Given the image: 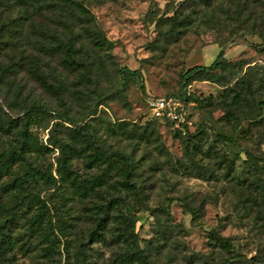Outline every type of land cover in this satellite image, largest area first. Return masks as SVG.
Returning a JSON list of instances; mask_svg holds the SVG:
<instances>
[{"label": "rangeland", "instance_id": "obj_1", "mask_svg": "<svg viewBox=\"0 0 264 264\" xmlns=\"http://www.w3.org/2000/svg\"><path fill=\"white\" fill-rule=\"evenodd\" d=\"M76 1L92 12L111 43L107 50L96 48L94 54L92 43L83 36L89 61H93L87 80L81 77L83 66L78 59L69 66L60 54L51 56L38 48L40 39H46L43 31H66L58 23L55 8L42 6V12L22 4L7 8L18 30L4 33L0 50V62L9 65L0 80V145L15 142L16 131L27 127L38 143L50 147L32 148L29 157L59 181L40 183L56 225L54 247L47 252L49 243L44 237L40 238L42 248L28 242L20 249L18 244L8 252L6 262L73 264L76 245L85 240L88 264H128L127 248L136 244L154 264H264V207L259 211L241 200L252 179L243 150L264 152V120L256 123L241 114V108L250 110L252 105L237 104L227 94L222 97L223 87L214 81H193L187 86L191 98L182 105L193 121L190 128L202 126L194 156L213 174H198L184 154V144L167 126H157L162 146L140 139L133 131H142L151 118L145 102L148 95L181 93L183 72L193 65H209L222 48L227 60H245L239 75L248 71L254 83L264 76V5L255 0H209L199 5L184 4L185 0ZM245 1L249 3L244 7ZM174 14L178 15L175 25L165 18ZM33 63L39 64V72L33 70ZM123 67L139 70L141 76L123 85L118 73ZM63 113L83 131L92 130L105 147L133 154L134 179L142 200L121 185L113 170H106L105 175V164L89 166L86 150L69 154L73 174L68 181L61 179L57 172L61 152L49 142L56 135L67 143L76 142L75 126L64 120ZM217 134L232 135L234 142L219 141ZM77 149L81 151V144L77 143ZM222 153L234 160L229 175L216 160ZM97 175L101 178L95 190L78 194L73 178L79 181ZM11 194L4 192V198L10 199ZM117 196L123 200L122 210L127 205L136 207L131 211L136 242L119 235L120 212L114 207L102 236H89L96 228L94 206ZM184 202L200 208L198 221H191ZM20 223L11 231L17 239L23 238ZM213 229L230 238L237 257L211 237Z\"/></svg>", "mask_w": 264, "mask_h": 264}, {"label": "trees", "instance_id": "obj_2", "mask_svg": "<svg viewBox=\"0 0 264 264\" xmlns=\"http://www.w3.org/2000/svg\"><path fill=\"white\" fill-rule=\"evenodd\" d=\"M264 5V0H255ZM184 4L199 5L200 3L209 4V0H185ZM248 1L244 2V7L248 6ZM13 4H22L25 7H36L38 12H42V6L55 8L58 12V23L66 30L64 34L57 31L45 32V40L40 39L38 48L41 52L49 55L60 54L61 60L64 64L72 66L76 59L83 71L81 77L89 79V74L92 69L93 61H89V52L85 48L83 36L87 37L92 43L93 53L97 54V50H107L111 44L103 29L98 25L92 12L82 3L76 0H0V50L2 49V42H4V33H16L14 25L15 18L8 12L10 6ZM45 4V5H44ZM1 10L2 13H1ZM4 15V16H3ZM192 16H189L190 18ZM166 20L171 21L173 25L178 22V15L174 14L170 17H165ZM79 27V31L77 28ZM79 42V45L78 43ZM224 49L222 48L216 58L209 65H193L186 69L182 74L183 91L179 94L170 93L165 96H174L178 98L181 103L187 104L191 98V92L187 90V86L193 81L209 80L214 81L223 87L221 96H232L235 103L251 104L250 110L242 109L241 114L256 123L264 120V76L258 78L255 83L248 78V71L242 75L239 72L243 70L246 65L244 59L227 60L224 57ZM9 65H3L0 62V80H2ZM33 70L39 72L40 66L38 63H33ZM119 76L123 80V85H126L128 80H135L141 76L139 70L130 69L128 67L118 68ZM82 80V79H81ZM183 106V105H182ZM41 108H43L41 106ZM38 107L39 110H41ZM184 108V106H183ZM31 110H36L30 108ZM45 109V108H44ZM64 120L75 126L73 130L76 142L81 144L82 149H77V143H67L55 136L54 141L49 144L59 148L61 156L58 158L57 172L62 180L68 181L73 174L69 165L71 157L69 154L82 153L86 150L85 155L88 157L89 166H101L105 164L104 174L107 175L106 170H113L121 179V185L126 189L131 190L135 195L136 200H142V191L138 186L136 179H134L137 164L132 153L123 151L121 149H109L104 144L96 140V135L92 130L83 131L81 126H78L75 120L66 115L61 114ZM190 118V114L187 115ZM25 124H28L26 122ZM124 124H127L126 122ZM77 125V126H76ZM241 123L236 126L239 129ZM152 126V128H151ZM157 126H167L174 137L179 139L184 144V154L190 161V164L195 170L203 176L205 173L213 174V170L207 165L200 163L194 156V150L198 149L196 141L202 132V126L196 125L194 129L186 128V133L183 134L181 130L174 127L173 123L169 121H159L155 118H149L142 126V131L133 129L134 134H137L140 139L146 142L162 146L160 142L161 133L157 130ZM17 139L15 142L0 145V264H9L6 262L7 254L13 250L18 244L19 248L23 249L26 243H35L40 246V238H47L48 245L46 248L49 252L56 243L58 235L56 234L53 221L52 207L48 203V199L42 197L40 190V183L43 181L47 184L58 183L52 171H49L44 166H39L37 162L33 161L28 153L34 149L44 148L50 150L46 144L38 143L37 139L30 132V130L22 126L16 131ZM219 141L233 143L234 137L232 135L217 134ZM201 150V149H200ZM244 162L246 167L252 173V179L249 181L246 191L243 193L245 199H241L244 203L256 206L259 211L264 207V152L255 154L249 149H244ZM218 164L224 167V172L229 175L234 168V160L229 158L225 153L217 156ZM101 176H93L79 180L74 177L72 180L73 186L78 194H87L89 190H95V184H100ZM244 181H248L245 179ZM4 192H11L10 199L4 198ZM123 200L120 196L111 197V199L94 206L95 208V224L96 228L89 234L90 237L100 238L103 234L105 225L108 223L112 208H116L120 213H117L118 232L123 240L137 241V235L134 231L136 219L132 216V209L135 210L134 205H127L122 210L121 203ZM36 207V211L27 215L30 210ZM184 206L191 214V221L199 220L201 212L200 208L189 202H184ZM116 217V218H117ZM21 221V223H20ZM21 224L23 228V238L13 237L11 231L14 226ZM105 223V224H104ZM211 237L226 251L232 252V257H237L232 241L229 237L222 235L218 229L211 231ZM87 241L82 240L76 245V262L73 264H88L87 256ZM28 245V244H27ZM29 250V249H27ZM126 260L128 264H154L149 256L143 252L142 249L135 246L127 248ZM134 260L138 261L136 263Z\"/></svg>", "mask_w": 264, "mask_h": 264}, {"label": "built area", "instance_id": "obj_3", "mask_svg": "<svg viewBox=\"0 0 264 264\" xmlns=\"http://www.w3.org/2000/svg\"><path fill=\"white\" fill-rule=\"evenodd\" d=\"M146 105L149 115L159 121H169L174 127L186 133V128H190L193 121L188 118L181 101L174 96L148 95Z\"/></svg>", "mask_w": 264, "mask_h": 264}]
</instances>
